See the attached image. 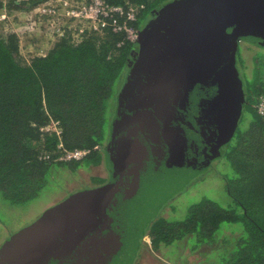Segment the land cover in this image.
Wrapping results in <instances>:
<instances>
[{
    "label": "water",
    "instance_id": "95a60500",
    "mask_svg": "<svg viewBox=\"0 0 264 264\" xmlns=\"http://www.w3.org/2000/svg\"><path fill=\"white\" fill-rule=\"evenodd\" d=\"M100 148L105 184L0 247V264H134L161 207L220 157L244 99L239 43L264 47V0H173L139 30Z\"/></svg>",
    "mask_w": 264,
    "mask_h": 264
},
{
    "label": "trees",
    "instance_id": "16d2710c",
    "mask_svg": "<svg viewBox=\"0 0 264 264\" xmlns=\"http://www.w3.org/2000/svg\"><path fill=\"white\" fill-rule=\"evenodd\" d=\"M48 1L16 4L7 0L0 7H7V12H31ZM104 1L112 6L138 8L137 22L133 24L138 30L144 17L146 24L152 13L173 0ZM120 41L123 44L117 47ZM135 49V43L125 41L123 35L105 31L78 44L66 36L55 41L45 54L26 60L20 53L16 33L0 35V199L21 207L54 184L55 170L75 172L105 164L99 148L108 141L121 89L117 83L128 70ZM257 55L252 71L264 64V55ZM237 56L238 51L236 59ZM242 63L236 60L237 69ZM248 78L242 81L247 110L254 109L249 99L257 101L264 95V71L257 73L255 88L247 85ZM248 87L251 90L247 91ZM244 112L219 157L220 163L230 168L229 173L220 176L232 202L225 208L203 198L188 207L183 219H166L163 212L150 221L143 233V238L149 237L153 251L170 250L185 241L197 255L205 248L208 256L213 247L219 246L221 257L216 264H264V119ZM50 119L60 125V140L39 131ZM59 143L65 151L88 150L89 154L81 161H58L55 151ZM48 154L50 158H44ZM222 224L235 226L236 230L231 236L224 235L227 238L220 246L216 245L215 235Z\"/></svg>",
    "mask_w": 264,
    "mask_h": 264
},
{
    "label": "rangeland",
    "instance_id": "374dc122",
    "mask_svg": "<svg viewBox=\"0 0 264 264\" xmlns=\"http://www.w3.org/2000/svg\"><path fill=\"white\" fill-rule=\"evenodd\" d=\"M6 1L7 0H0V3L3 5ZM12 1L18 4L21 1L27 0ZM6 9L4 6L0 7V35L6 36L9 33H16L20 41V53L26 60L35 55L45 54L55 42V39L52 37L51 32L48 29L46 19L37 15L38 13H36L35 9L31 12L17 10L7 12ZM146 20L147 18L145 17L141 20L140 25L142 26L138 30L146 25L144 23ZM237 50L238 56L236 60L238 62V59H241L243 62L242 64H239L241 71V73L239 72L240 79L246 81V76L249 77L247 85L249 83L251 88H255L256 85L253 82L257 78V73H262L264 71V64H260L254 71H252L254 67L253 59L258 56V53L264 55V49L260 50L257 47L250 45V43L241 42L239 43ZM127 71L128 70H126L123 77H120L117 85L121 84L122 86ZM251 88L248 87L246 90H251ZM249 101L254 108L256 100L249 99ZM247 108L248 107H245L244 109V115H256L254 109L250 108L247 110ZM60 170H55L53 172L54 184L42 191L37 199L27 205L14 207L0 199V247L10 236L31 225L41 217L47 209L65 200L69 195L85 189L95 188L101 184L103 185L108 179L105 164L96 168H80L75 172H64ZM229 171L230 168L228 164H224L223 162L220 163V158L215 159L205 172L199 174L193 180L188 182L179 193L169 199L151 221L159 218L160 215H163V212H165L164 218L166 219H183L187 214L188 207L199 202L203 198L212 200L219 206L226 208L232 201L225 190L226 183L220 175L229 173ZM94 179H97V181H94ZM235 228V226L229 224H222L215 235L216 245L221 246L222 243H224L223 241L227 238L224 235L231 236L230 233H232V230ZM231 240L232 237L230 238V242ZM142 242L141 254H139L140 251H138L134 264H138L137 261L139 264H216L221 257V249L219 246L216 247L218 249L213 247V252H210L208 256H205V252L207 251L205 248H201L200 251L202 253L197 255L189 250L188 246L185 245V241L173 245L175 247H171L170 250L161 249L157 251H153L151 249V244L149 246L146 240H143ZM223 246L224 249H226L224 244ZM206 248L208 249V247Z\"/></svg>",
    "mask_w": 264,
    "mask_h": 264
},
{
    "label": "built area",
    "instance_id": "2783aa9c",
    "mask_svg": "<svg viewBox=\"0 0 264 264\" xmlns=\"http://www.w3.org/2000/svg\"><path fill=\"white\" fill-rule=\"evenodd\" d=\"M35 10L37 15L46 19L55 41L70 36L72 43H79L90 35H103L105 31L123 35L124 40L131 43L138 39V30L133 27L138 18V8L135 7L112 6L104 0H49ZM122 44L120 41L117 47ZM254 110L264 119V95L258 97ZM39 131L41 135H54L58 140L62 133L59 123L52 119ZM55 152L59 155L57 160L62 162L81 161L89 154L88 150L65 151L60 143ZM143 240L150 246L148 237Z\"/></svg>",
    "mask_w": 264,
    "mask_h": 264
},
{
    "label": "flooded vegetation",
    "instance_id": "af4514ba",
    "mask_svg": "<svg viewBox=\"0 0 264 264\" xmlns=\"http://www.w3.org/2000/svg\"><path fill=\"white\" fill-rule=\"evenodd\" d=\"M150 19H151V17L148 19V21H149ZM248 44H249V43H248ZM250 45H252L253 47H257V46H256L255 44H253V43H250ZM135 46H136V45H135ZM257 48H258V47H257ZM262 49H264V48H262ZM238 50H239V49H238ZM238 50H237V51H238ZM135 56H136V49H135ZM135 56H134V57H135ZM134 57H133V58H134ZM133 58H132L131 60H133ZM237 66H238V65L235 64V67H236V70H237V73H238V77H239V79H240V73H241V71H240V68H239V67H238V69H237ZM239 72H240V73H239ZM240 81H241V83H242V80H241V79H240ZM242 86H243V83H242ZM243 99H244V96H243ZM244 105H246L245 102H244V104H243L242 112L244 111ZM242 112H241L240 118L242 117ZM240 118H239V120H238V126H239V124H240V120H241ZM238 126H237V127H238ZM99 150H100V148H99ZM97 187H98V186H97ZM85 190H86V189H85ZM140 254H141V252H140ZM139 257H140V255H139ZM137 263L139 264L138 261H137Z\"/></svg>",
    "mask_w": 264,
    "mask_h": 264
},
{
    "label": "clouds",
    "instance_id": "9594fccd",
    "mask_svg": "<svg viewBox=\"0 0 264 264\" xmlns=\"http://www.w3.org/2000/svg\"><path fill=\"white\" fill-rule=\"evenodd\" d=\"M138 32H139V30H138Z\"/></svg>",
    "mask_w": 264,
    "mask_h": 264
}]
</instances>
